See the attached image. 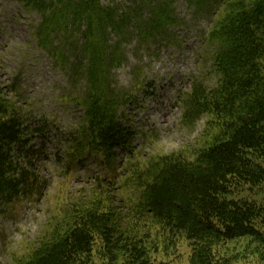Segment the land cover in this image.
Returning a JSON list of instances; mask_svg holds the SVG:
<instances>
[{
    "label": "trees",
    "instance_id": "1",
    "mask_svg": "<svg viewBox=\"0 0 264 264\" xmlns=\"http://www.w3.org/2000/svg\"><path fill=\"white\" fill-rule=\"evenodd\" d=\"M20 1L39 13L36 42L56 66L77 43L85 61L84 113L67 147L70 162L93 156L113 173L117 150L133 154L137 134L122 120L130 95L117 94L109 81L120 44L111 53L106 46L107 31L121 32L128 15L117 16L102 0ZM171 1L150 8L145 39L171 23ZM203 2L219 5L207 34L214 82H193L182 100L185 123L207 118L203 144L195 153L125 166L122 185L137 192L128 213L103 193L64 206L48 222V237L16 264H168L154 256V229L164 233L165 246L183 237L189 264L224 263L217 245L239 237L258 243L264 259V199L253 197L264 193V0H196ZM37 132L0 93V206L34 200L46 186L34 170L44 154L33 144Z\"/></svg>",
    "mask_w": 264,
    "mask_h": 264
},
{
    "label": "rangeland",
    "instance_id": "2",
    "mask_svg": "<svg viewBox=\"0 0 264 264\" xmlns=\"http://www.w3.org/2000/svg\"><path fill=\"white\" fill-rule=\"evenodd\" d=\"M160 2L102 0L103 5L115 9L117 16L128 15L121 32L107 31L106 46L111 53L120 44V57L110 67L109 81L117 94L130 95L122 120L137 131L133 154L119 148L110 173L111 169L93 156L70 162L67 155L84 113L80 98L85 86V61L77 48L79 43L68 46L66 63L62 68L56 66L36 42L39 13L26 9L20 0H0V93L20 108L31 128H38L33 144L44 154L34 160V170L46 185L34 200L22 198L0 206V264L27 259L32 249L48 237V222L57 219L64 206L86 201L93 194L112 197L117 210L128 213L137 192L122 185L125 166L147 162L155 155L182 150L195 153L203 144L207 118L185 123L182 100L195 81L213 85V49L207 34L219 5L172 0L171 23L153 30L145 39L150 8ZM75 38L80 40L81 34ZM253 197L260 201L264 193ZM150 234L158 244L157 251L152 250L157 259L189 264L190 248L183 237L177 238L175 245L165 246L164 233L154 229ZM216 249L220 260L225 261L222 264H264L260 245L249 237L236 238Z\"/></svg>",
    "mask_w": 264,
    "mask_h": 264
}]
</instances>
